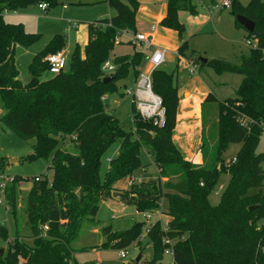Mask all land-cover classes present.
Returning <instances> with one entry per match:
<instances>
[{
	"label": "trees",
	"instance_id": "16d2710c",
	"mask_svg": "<svg viewBox=\"0 0 264 264\" xmlns=\"http://www.w3.org/2000/svg\"><path fill=\"white\" fill-rule=\"evenodd\" d=\"M115 15L87 24V43L72 51L65 70L50 77L45 58L65 49L63 35H54L48 44L34 55L28 66L29 82L17 79L14 48H29L38 35L27 32L21 23L4 20L7 12H18L29 6L46 4V10L55 6H89L90 0H0V123L21 140H34L27 161L45 159L52 179L34 181L24 197L25 225L28 237L16 233L6 242L0 264H77L71 248L79 237L85 221H94L99 202L107 192L136 170L151 164H142L139 153L148 150L158 173L156 180L132 189L125 198L136 213L153 212L166 202L164 213L169 221L166 228L158 223L147 233L151 246L148 264H164L163 252L171 244L173 264H264V185L261 164L264 154L257 146L264 127V0H250L246 6L232 0V16L241 15L254 23L248 33L250 45L247 56L238 64L213 59L207 66L215 73H232L242 77L235 98L221 101L208 95L201 110L202 164L183 160L171 141L178 108L174 73L154 70L151 89L161 99L165 109V125L161 128L142 120L132 107L133 129L124 133L113 115L106 111L101 100L105 94L117 93V83L124 80L128 70L134 81L139 75L142 52L131 58H114L115 69L110 81L103 83L101 67L106 62L119 33L136 34L137 0H105ZM197 14L194 0H166V15L158 24L177 33L184 31L178 13ZM128 44L132 45L130 42ZM133 46V45H132ZM186 42L177 48V55L188 58ZM123 86V85H122ZM216 102L215 121L206 122L203 106ZM210 132L205 135L207 125ZM120 140L117 155L108 162L104 177L99 178L104 153L115 140ZM71 144L72 150L64 149ZM230 144H239L234 160L225 163L223 153ZM2 163L0 162V167ZM221 174L229 180L216 206L207 197ZM164 179V181H162ZM24 179L13 178L6 183L4 201L13 218L16 216L17 185ZM252 207V208H251ZM251 208V209H250ZM142 223L129 229L110 232L111 226L100 228L104 249L124 250L130 247L140 233ZM47 229L44 230L43 228ZM28 238L31 244L22 239Z\"/></svg>",
	"mask_w": 264,
	"mask_h": 264
},
{
	"label": "rangeland",
	"instance_id": "374dc122",
	"mask_svg": "<svg viewBox=\"0 0 264 264\" xmlns=\"http://www.w3.org/2000/svg\"><path fill=\"white\" fill-rule=\"evenodd\" d=\"M230 5L222 8L220 5L223 0H194L197 14L192 16L188 13H179L178 20L182 23L184 31L180 38L174 37L172 34L161 32L158 25L153 24L154 31H151L150 25H144L136 20V33L154 32L156 37V45L160 49L166 51L164 62L157 68L165 73H174V84L178 90L186 88L201 89L202 85L207 84L211 96L217 101L226 98H235L236 89L242 77L232 73H215L207 66H200L198 59L213 60L223 59L232 64H238L241 56H247L250 45L247 44L248 33L241 27L235 25L234 16H232V0H227ZM241 6H246L250 0H236ZM89 6H70L59 4L45 13H40L37 6H29L21 13L4 16L5 21L14 24L22 23L23 26L31 33L38 35V40L29 48L15 46L14 62L17 69V79L21 85L29 82L28 66L34 55L40 52L48 44L50 39L57 34L63 35L66 38L65 44V62L69 63L73 49L77 41L75 40L76 30H70V25H75L74 29L80 30L95 20L106 19L113 17L115 12L108 7L105 0H90ZM125 4V0H120ZM64 6V7H63ZM218 8L216 10V7ZM80 28V29H79ZM72 31V32H71ZM71 33V35H70ZM134 34L119 33L116 37V43L110 51L107 62L114 66V58L126 56L131 58L134 52H142V62L139 66V71L143 72L148 68V57L151 47L147 43H136L135 46L128 44L133 43ZM179 46L186 42V55L189 62L193 63L194 72L189 74L186 65L181 64L182 58H177L173 47L174 43ZM63 51V50H62ZM115 67V66H114ZM113 72L102 73V78H109ZM52 74H45L44 77H50ZM200 81L203 83L201 84ZM119 89L117 93L105 94L104 102L105 109L111 113L114 119L117 120L119 127L124 133H128L133 129L132 125V101L131 98L124 93L126 90L136 89L134 82L133 71L128 70L124 80L117 83ZM123 85V86H122ZM187 95V94H186ZM188 96V95H187ZM217 111L216 102L207 103L203 106V117L206 124L215 121ZM2 115L0 105V116ZM209 124L205 131V135L210 132ZM34 140L23 141L15 133L2 126L0 123V176L13 177L24 179L25 181L17 185L18 194L16 196V216L13 218L9 213V208L1 194L0 190V228H3L7 233L8 241L14 239L16 233L21 237H28L29 230L25 225L26 217L24 214V197L29 191L33 179L36 177L52 179V171L48 170L50 162L45 159H36L27 161L25 158L31 152V145ZM120 140H115L104 153L101 163L99 178L102 179L108 168V162L114 159L117 155ZM64 149L71 151L72 145L66 144ZM239 144H230L222 155L225 163L234 160V157L239 150ZM257 153L264 154V127L263 133L260 136ZM139 159L142 164H151L144 170H136L132 176L126 177L117 182L112 190L107 192L106 198L99 202L97 213L94 221H85L79 230L77 241L72 244L73 259L77 264H148L151 259L152 251L150 243L147 239V225L151 227L158 223L160 229H165L169 218L164 214L166 212V202L163 200L154 213L148 214L151 219H144V213H136L131 205L126 203L125 198H128V193L132 189H136L148 181L156 180L157 170L154 166L151 154L148 150L142 148L139 153ZM12 160H17L16 163H11ZM264 172V161L261 164ZM229 176L221 174L217 183L209 193L207 200L211 206H216L220 202V196L223 188L227 184ZM3 185L0 179V189ZM264 185V176H263ZM264 190V188H263ZM117 194L113 196V194ZM160 214V216H158ZM156 215V216H155ZM135 223H142L140 233L133 244L124 249L125 257L120 258L119 250L104 249V239L100 233V228L111 226L110 232H120L129 229ZM25 244L30 245L31 240L23 238ZM169 248L163 252V263L173 264L172 257L166 255L165 252L170 250L174 240L162 238V242L166 243ZM6 242L0 234V249H4ZM140 256L136 262L137 257Z\"/></svg>",
	"mask_w": 264,
	"mask_h": 264
},
{
	"label": "crops",
	"instance_id": "0c3cea01",
	"mask_svg": "<svg viewBox=\"0 0 264 264\" xmlns=\"http://www.w3.org/2000/svg\"><path fill=\"white\" fill-rule=\"evenodd\" d=\"M137 1L139 3V8L136 13L137 21L143 23L144 25L147 24L153 27L152 26L153 24L158 25L160 21L165 17L166 0H137ZM36 8L40 13L46 12V11H41L40 9H38V7ZM22 11L24 10H21L18 12H7L4 14V16L9 15V14L16 16V14L21 13ZM179 13H185V12H179ZM179 22H181L180 19H179ZM8 23H12V22H8ZM74 28H75V25H70L69 29L76 30L75 31V34L77 37V39L75 38V40L77 41L76 45L80 47L81 54H82V49L87 43V25L84 27H81V29L79 28L80 30H77ZM24 29L27 32H30L25 27ZM136 31H137V27H136ZM161 32L165 34H172L174 35V37L178 38L177 33L175 31L161 28ZM145 33L150 35L151 37L150 40L152 41L151 45L152 46L156 45L157 43L155 41L156 40L155 33L154 32H145ZM136 34H144V33H136ZM174 45L175 46L173 47V50L176 51L180 45L177 46L176 42L174 43ZM152 48L153 47H151V50ZM200 83L203 84L201 81ZM177 95L179 99V102H178L179 104L177 108L175 126L171 133V141L174 144V146L177 148V150L179 151L183 160L190 162L194 165H201L202 164V156L200 153L201 131H202L201 110H202V104L204 100L206 99L208 95H211L209 91V87L207 84H205V85H202L201 89H198V88H193L192 90H187L186 88L182 90L177 89ZM16 162L18 161L16 160ZM162 181H164V179H162Z\"/></svg>",
	"mask_w": 264,
	"mask_h": 264
},
{
	"label": "built area",
	"instance_id": "2783aa9c",
	"mask_svg": "<svg viewBox=\"0 0 264 264\" xmlns=\"http://www.w3.org/2000/svg\"><path fill=\"white\" fill-rule=\"evenodd\" d=\"M230 5L227 0H223L221 3V7L225 8ZM38 9L41 11L46 10V4H38L37 5ZM216 7V6H215ZM218 8L216 7V10ZM218 11V10H217ZM151 31L154 30V27L150 28ZM124 33V32H122ZM151 37L150 35L144 33V34H135L133 37V43L130 42L133 46H135L136 43H147L149 47H153L150 55L148 57V68L147 70L143 72H139L138 78L134 81L136 82V89L134 90H126L125 95L131 98L132 105L136 111V114L145 121L151 122L153 126H156L158 128H161L165 125V109L163 108L161 104V99L155 95L151 89V73L154 70H157L159 65H161L162 62L165 60V54L166 51L164 49H160L157 47H154L151 45L152 41L150 40ZM247 44H250L247 42ZM175 55L177 56L178 59H180L181 56L177 55L175 51ZM182 58L181 64L186 65L188 68L187 71L189 74L194 72V67L193 63L189 62L186 58ZM45 61L47 65L49 66V73L50 74H57L60 71L65 70L66 68V62H65V54L64 51H59L54 54H50L45 58ZM115 69L114 66L109 64L107 61L102 65L101 71L104 73L106 72H113ZM101 100L104 102L105 98L102 97ZM0 179L3 182V185L1 186V193L6 185V183H10L13 181V177H3L0 176ZM34 181H39V178H34ZM151 212H146L144 213V219L149 220L151 217L148 215ZM154 213V212H152ZM156 216V215H155ZM160 216V214L158 215ZM147 225V233L152 227H148V222H146ZM44 230L47 228L44 227ZM167 255H171V250H168L165 252ZM120 258L125 257V252L124 250H120L119 252Z\"/></svg>",
	"mask_w": 264,
	"mask_h": 264
},
{
	"label": "water",
	"instance_id": "95a60500",
	"mask_svg": "<svg viewBox=\"0 0 264 264\" xmlns=\"http://www.w3.org/2000/svg\"><path fill=\"white\" fill-rule=\"evenodd\" d=\"M235 21L238 23V25L247 33H252L254 31V23L248 20L247 18L241 16V15H236L235 16ZM198 61L202 64H206V60L198 59ZM112 78H104L103 83H106L110 81ZM16 162V160H12L11 163ZM117 194H113V196H116ZM252 208V207H251ZM250 208V209H251ZM3 254V249H0V255ZM140 256L137 257L136 262L139 260Z\"/></svg>",
	"mask_w": 264,
	"mask_h": 264
}]
</instances>
